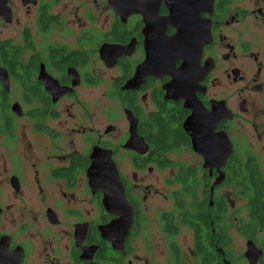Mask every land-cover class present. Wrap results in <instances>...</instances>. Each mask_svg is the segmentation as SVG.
Returning <instances> with one entry per match:
<instances>
[{
	"label": "flooded vegetation",
	"instance_id": "af4514ba",
	"mask_svg": "<svg viewBox=\"0 0 264 264\" xmlns=\"http://www.w3.org/2000/svg\"><path fill=\"white\" fill-rule=\"evenodd\" d=\"M0 264H264V0H0Z\"/></svg>",
	"mask_w": 264,
	"mask_h": 264
},
{
	"label": "water",
	"instance_id": "95a60500",
	"mask_svg": "<svg viewBox=\"0 0 264 264\" xmlns=\"http://www.w3.org/2000/svg\"><path fill=\"white\" fill-rule=\"evenodd\" d=\"M162 72L168 74V72H166V70L164 68H162ZM102 152H103V150H102ZM100 156L103 157V155L99 154V157ZM103 165H104V168H103L102 172L105 174V178H102V181H100V180H97V181H99L101 183V189L104 192V206L108 212H112L114 205L119 207V209H122L124 206H127V203H126V200L124 197V191H123L122 185L120 183L117 171L114 168L110 157H108V159H104ZM115 180H116V182H118V188H116V195H114L111 198L112 191L115 193V188H113V190H112V187H111V185L114 184ZM95 181L96 180H94V179L92 180L93 183ZM104 184H105V186H104ZM114 198H116V201L113 202L112 200H114ZM105 235L108 239H111L110 233H105Z\"/></svg>",
	"mask_w": 264,
	"mask_h": 264
}]
</instances>
